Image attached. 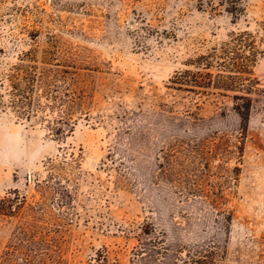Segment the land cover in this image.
Segmentation results:
<instances>
[{"label":"rangeland","instance_id":"obj_1","mask_svg":"<svg viewBox=\"0 0 264 264\" xmlns=\"http://www.w3.org/2000/svg\"><path fill=\"white\" fill-rule=\"evenodd\" d=\"M242 4L0 0V71L36 66L30 120L2 89L0 264H264V0Z\"/></svg>","mask_w":264,"mask_h":264},{"label":"trees","instance_id":"obj_2","mask_svg":"<svg viewBox=\"0 0 264 264\" xmlns=\"http://www.w3.org/2000/svg\"><path fill=\"white\" fill-rule=\"evenodd\" d=\"M219 2L225 3V7L227 12L231 13L232 15H235L237 13H240L244 10L242 0H219ZM213 56V55H212ZM202 59L201 64L203 68H209L213 66V63L216 61V59L213 57H206V55L200 56ZM224 60L226 57H222ZM228 58H231L228 56ZM19 62L12 65V68L14 71L11 74H3L0 71V108L4 107L3 103V93L2 89L5 86V80H9V85L11 86L8 95L10 96V101L12 103V106H19L24 108V106L29 107L28 109H23L22 111L18 112V116L25 119L30 120L32 117V106L34 105L33 95L35 91V85H36V69L34 64V56L33 53L30 51H26L22 53L21 57H18ZM21 61V62H20ZM25 61V64L22 63ZM230 66V65H228ZM231 70V69H230ZM235 71H241V70H235ZM206 75L209 77L211 76L210 72H205ZM204 74V75H205ZM6 75V76H5ZM202 75V74H199ZM246 106L245 105H236L235 111L238 113L239 117L241 119H247V112H246ZM0 202H4V199H0ZM4 208L0 207V213L4 214ZM201 250H195L193 252L192 257V264H205V262L201 259L202 256H200ZM205 255V254H204Z\"/></svg>","mask_w":264,"mask_h":264}]
</instances>
